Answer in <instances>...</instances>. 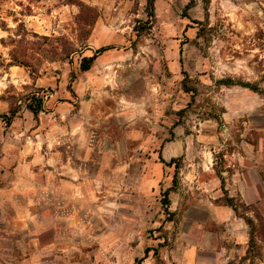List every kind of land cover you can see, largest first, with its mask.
I'll return each instance as SVG.
<instances>
[{"label": "rangeland", "instance_id": "374dc122", "mask_svg": "<svg viewBox=\"0 0 264 264\" xmlns=\"http://www.w3.org/2000/svg\"><path fill=\"white\" fill-rule=\"evenodd\" d=\"M188 3L0 0V264H264V0Z\"/></svg>", "mask_w": 264, "mask_h": 264}, {"label": "trees", "instance_id": "16d2710c", "mask_svg": "<svg viewBox=\"0 0 264 264\" xmlns=\"http://www.w3.org/2000/svg\"><path fill=\"white\" fill-rule=\"evenodd\" d=\"M155 2L156 0H146V9H147V14L149 16L150 19H153L155 17ZM196 3V0H189V3L187 5V8H190L191 6H193V4ZM108 47H102L100 49H98V51L90 56V57H85L83 59V62H82V69L83 70H88L91 68V66L93 65L94 61L96 60V58L98 57V54L107 50ZM223 82L227 85H231V84H235L236 82L233 81V79H225L223 80ZM249 86V85H248ZM252 87V85H251ZM253 89H255V87H252ZM34 98V102H30L27 104V107L28 109L35 115V116H38L39 113L41 111L44 110V98L43 97H36V96H33ZM19 113V109L18 108H14L10 111V113H4L2 115H0V120H3L5 123H7L8 125H11L15 119V117L18 115ZM0 134H1V129H0ZM176 158L175 159H172L169 164H172L173 162H176ZM180 168V164H177V173H178V170ZM178 177L176 176L175 177V184H177L178 182ZM169 194V193H167ZM170 200L169 198L166 199V203L169 204ZM228 204H231V206H233L234 209H237L236 206L234 205V203H232L231 200H228Z\"/></svg>", "mask_w": 264, "mask_h": 264}]
</instances>
